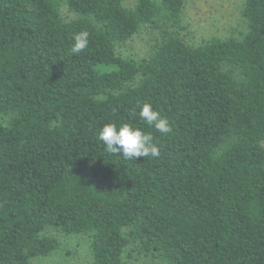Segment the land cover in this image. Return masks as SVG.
<instances>
[{"label":"trees","instance_id":"trees-1","mask_svg":"<svg viewBox=\"0 0 264 264\" xmlns=\"http://www.w3.org/2000/svg\"><path fill=\"white\" fill-rule=\"evenodd\" d=\"M185 4L0 0V264L73 234L91 237L90 264H264V0H245L238 36L199 45ZM142 29L148 55L124 57ZM145 103L170 133L141 120ZM110 122L151 132L160 156L107 153Z\"/></svg>","mask_w":264,"mask_h":264},{"label":"rangeland","instance_id":"rangeland-1","mask_svg":"<svg viewBox=\"0 0 264 264\" xmlns=\"http://www.w3.org/2000/svg\"><path fill=\"white\" fill-rule=\"evenodd\" d=\"M135 0H124L129 7ZM245 0H186L184 9L185 37L188 43L199 45L212 37L238 36L246 29L243 16ZM68 16L67 7L62 9ZM124 57L141 59L150 50L146 29L135 35L124 47L119 48ZM61 246L47 258L32 261V264H90L92 262L91 237L82 234L61 235ZM125 264H165L151 254L124 256Z\"/></svg>","mask_w":264,"mask_h":264},{"label":"clouds","instance_id":"clouds-1","mask_svg":"<svg viewBox=\"0 0 264 264\" xmlns=\"http://www.w3.org/2000/svg\"><path fill=\"white\" fill-rule=\"evenodd\" d=\"M89 38L90 33L87 30L75 33L72 37L70 54L77 55L83 52L89 45ZM139 117L159 133L167 134L172 131L169 119L162 116L150 103L141 106ZM97 138L104 144L107 153L121 155L125 160L160 156V147L154 142L153 134L133 123H106L99 129Z\"/></svg>","mask_w":264,"mask_h":264}]
</instances>
